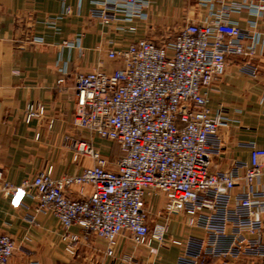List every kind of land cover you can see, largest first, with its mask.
Wrapping results in <instances>:
<instances>
[{"label": "built area", "instance_id": "built-area-1", "mask_svg": "<svg viewBox=\"0 0 264 264\" xmlns=\"http://www.w3.org/2000/svg\"><path fill=\"white\" fill-rule=\"evenodd\" d=\"M199 4L208 7L206 16L198 18L189 8L173 38L142 37L120 47L111 42L107 56L114 69L76 76L71 122L87 139L73 142L74 160L90 158L92 165L59 177L49 168L18 186L3 182L5 193L29 194L34 212L59 218L69 256L74 258L81 245L102 239L110 264H142L118 252L120 239L127 238L151 254L158 251L154 240L160 246L180 247L176 264H202L206 258L223 264H264V149L246 144L252 150L251 163L236 151H226L220 130L229 117L223 108L215 113L209 108V91L222 80L229 60L250 58L264 45V0ZM150 7V0H104L96 3L91 16L117 31L132 30L137 28L131 24L134 18H149ZM243 9L256 15L246 27L233 16ZM71 13L68 6L46 23L57 26ZM82 35L67 43L80 48ZM246 67L256 72L251 61ZM67 73L57 79L61 92ZM45 111L40 101L24 110L28 122L41 119ZM95 138L117 141L124 155H104ZM217 159L230 163L220 168ZM162 195L164 207L153 213L151 204ZM178 216L186 217L182 223L203 236H167ZM74 226L80 230L73 231ZM17 245L10 234H0V264L11 263Z\"/></svg>", "mask_w": 264, "mask_h": 264}, {"label": "crops", "instance_id": "crops-1", "mask_svg": "<svg viewBox=\"0 0 264 264\" xmlns=\"http://www.w3.org/2000/svg\"><path fill=\"white\" fill-rule=\"evenodd\" d=\"M103 1L0 0V234L8 233L17 240L18 248L10 264H29L34 260L40 264H110L102 239L89 246L81 245L74 258L69 256L64 250L59 218L50 212H34V200L29 194L22 190L5 193L1 186L5 180L21 185L49 168L59 177L92 165L90 158L74 160L73 142L87 139V134L71 122L78 73L114 69L116 64L107 56L111 42L120 47L150 36L161 41L163 36H155V29L184 24L189 8L196 17L204 18L208 8H203L199 0H150L148 19L134 18L131 24L136 29L117 31L91 16L96 3ZM68 6L72 13L59 19L57 26L46 23ZM233 16L242 27L256 18L249 9ZM81 34L80 48L67 43ZM35 37L42 41H33ZM247 61L254 64L255 73L246 67ZM64 70L68 71L66 90L61 92L56 83ZM33 101L45 105V116L28 122L24 110ZM209 108L212 113L223 108L229 117L220 130L225 150L236 151L241 159L251 163L252 150L246 144L255 143L264 149V45L250 58L239 56L229 60L222 80L209 91ZM98 139L95 145L114 155ZM216 161L220 168L230 163L227 159ZM186 220L184 216L175 217L167 236L186 233L203 236L201 230L186 227L182 223ZM72 230L77 232L80 227L74 226ZM153 246L158 248L156 254H151L144 245L121 238L118 252L142 264H176L180 247L160 246L156 240ZM223 263L206 258L202 264Z\"/></svg>", "mask_w": 264, "mask_h": 264}, {"label": "rangeland", "instance_id": "rangeland-1", "mask_svg": "<svg viewBox=\"0 0 264 264\" xmlns=\"http://www.w3.org/2000/svg\"><path fill=\"white\" fill-rule=\"evenodd\" d=\"M182 25H183L182 23H174V24L168 25V26L165 25V27H161V30L155 29L154 35L155 36L162 35V36H166V37H169V38H173L176 35V33L178 32V30L182 27ZM151 38H153V37H151ZM98 141L103 143L105 146L109 147L110 149L114 148V146H115L114 145L115 142L113 143L112 140H107V139H102L101 140V138H100V140L98 139ZM94 142H95V140H94ZM94 145H95V143H94ZM96 147L99 148L104 155L109 156L112 159L117 158V155H119V153H120V148H119V146L117 144H116V148L117 149H112L113 154H114L112 156L107 154L105 152L104 148H102L100 146H96ZM161 198H162V200H161ZM165 200H166L165 196L162 195L159 199H156V201L152 202L153 204H151V205H153V209H152L153 213L162 211V209L164 207Z\"/></svg>", "mask_w": 264, "mask_h": 264}, {"label": "trees", "instance_id": "trees-1", "mask_svg": "<svg viewBox=\"0 0 264 264\" xmlns=\"http://www.w3.org/2000/svg\"><path fill=\"white\" fill-rule=\"evenodd\" d=\"M116 143L118 146H119V148H120V153H119V155L117 156V157H120V156H123L124 155V152H123V150H122V148H121V145L117 142V141H113V143ZM114 143V148H112V149H117L116 148V144Z\"/></svg>", "mask_w": 264, "mask_h": 264}]
</instances>
